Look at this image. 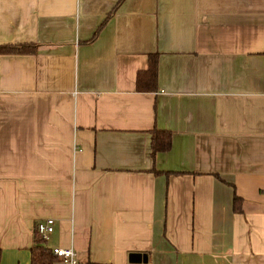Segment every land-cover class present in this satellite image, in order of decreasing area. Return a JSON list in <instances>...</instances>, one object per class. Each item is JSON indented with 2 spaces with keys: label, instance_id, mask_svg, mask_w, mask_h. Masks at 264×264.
<instances>
[{
  "label": "crops",
  "instance_id": "1",
  "mask_svg": "<svg viewBox=\"0 0 264 264\" xmlns=\"http://www.w3.org/2000/svg\"><path fill=\"white\" fill-rule=\"evenodd\" d=\"M14 43L36 52L0 54V264L47 219L81 264H264V0H0Z\"/></svg>",
  "mask_w": 264,
  "mask_h": 264
},
{
  "label": "trees",
  "instance_id": "2",
  "mask_svg": "<svg viewBox=\"0 0 264 264\" xmlns=\"http://www.w3.org/2000/svg\"><path fill=\"white\" fill-rule=\"evenodd\" d=\"M111 12L106 21L111 17ZM102 25V26H103ZM100 30V29H99ZM99 30L95 33L92 40H95ZM36 52V45L32 43H14V44H0L1 53H34ZM158 65L159 54L154 53L149 55V68L138 72L137 75V89L139 91H154L158 83ZM152 155L155 157L159 152H166L172 147V132L170 130L155 129L152 132ZM240 198L235 197V207L239 209ZM58 257L54 255L52 248L48 247L47 241L41 236L35 227L33 233V245L31 247V264H55ZM1 262V250H0ZM93 264V263H90Z\"/></svg>",
  "mask_w": 264,
  "mask_h": 264
},
{
  "label": "built area",
  "instance_id": "3",
  "mask_svg": "<svg viewBox=\"0 0 264 264\" xmlns=\"http://www.w3.org/2000/svg\"><path fill=\"white\" fill-rule=\"evenodd\" d=\"M37 229L41 236L47 240L49 234L54 231V219L38 222ZM52 251L58 257V261L55 264H81L78 254L73 247H55Z\"/></svg>",
  "mask_w": 264,
  "mask_h": 264
},
{
  "label": "water",
  "instance_id": "4",
  "mask_svg": "<svg viewBox=\"0 0 264 264\" xmlns=\"http://www.w3.org/2000/svg\"><path fill=\"white\" fill-rule=\"evenodd\" d=\"M146 255L141 254V253H135L131 255V260L134 262H140L141 260H147Z\"/></svg>",
  "mask_w": 264,
  "mask_h": 264
}]
</instances>
